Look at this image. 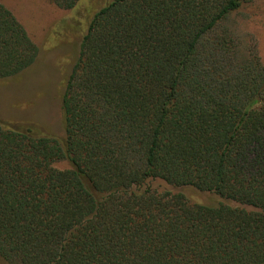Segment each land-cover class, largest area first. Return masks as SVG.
Listing matches in <instances>:
<instances>
[{
    "label": "trees",
    "instance_id": "16d2710c",
    "mask_svg": "<svg viewBox=\"0 0 264 264\" xmlns=\"http://www.w3.org/2000/svg\"><path fill=\"white\" fill-rule=\"evenodd\" d=\"M247 1L106 0L66 78L65 137L0 120L1 258L264 264V62L227 23ZM37 55L0 2V80Z\"/></svg>",
    "mask_w": 264,
    "mask_h": 264
},
{
    "label": "rangeland",
    "instance_id": "374dc122",
    "mask_svg": "<svg viewBox=\"0 0 264 264\" xmlns=\"http://www.w3.org/2000/svg\"><path fill=\"white\" fill-rule=\"evenodd\" d=\"M10 8L38 47L36 61L16 76L0 80V120L30 122L46 135L64 138L62 95L66 78L94 14L106 0H81L64 9L52 0H0ZM244 45H255L264 62V0H248L227 22ZM245 47V46H244ZM70 168L68 160L54 163ZM165 185V183H162ZM192 201L215 203L216 194L165 186ZM0 264H10L0 257Z\"/></svg>",
    "mask_w": 264,
    "mask_h": 264
}]
</instances>
